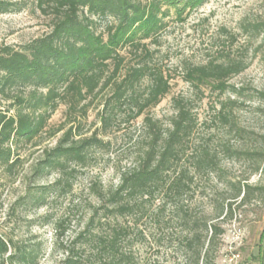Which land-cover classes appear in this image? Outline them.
Segmentation results:
<instances>
[{
    "label": "trees",
    "instance_id": "16d2710c",
    "mask_svg": "<svg viewBox=\"0 0 264 264\" xmlns=\"http://www.w3.org/2000/svg\"><path fill=\"white\" fill-rule=\"evenodd\" d=\"M208 1L0 0V15L30 5L50 19L49 31L43 36L19 48L0 49V96L8 103L0 109V167L12 173L21 164V151L36 147L42 136L54 138L63 131L53 146L42 150L34 169L38 180L50 174L57 177L40 188L35 204L44 203L46 192L69 191V180L78 168L89 166L97 155L109 154L112 143L108 137L113 130L120 123L143 117L135 163L120 171L116 185L94 188L97 202L59 264H138L133 247L143 239L140 223L152 218L165 226L172 217L182 230V264L214 263L223 230L191 208L193 185L202 176L219 178L221 157L245 159L251 175L264 171V148L241 150L223 145L216 151L201 144L191 150L197 119L187 100H174V114L165 129L146 115L169 93L171 80L150 46L159 45L171 11L179 20ZM101 22L103 29L97 32ZM249 35L252 41L261 39L264 46V23L254 25ZM230 39L233 45L235 38ZM127 55L134 61L127 62ZM247 67L244 57L223 48L203 64L185 66L183 80L198 92L212 84L220 95L230 90L239 98L243 90L227 82ZM102 93L100 127L84 136L80 125L92 101ZM236 98L219 101L214 117L227 134L242 138L248 132L235 120L234 111L240 105ZM249 99L260 103L258 110L264 116V92L255 91ZM61 105L66 107L67 122L51 130L49 121ZM225 185L232 195L215 202L216 220L228 216L231 202L227 201H245L253 190L241 182ZM12 247L0 234V264L28 259L24 253L16 258ZM260 264H264V248Z\"/></svg>",
    "mask_w": 264,
    "mask_h": 264
},
{
    "label": "rangeland",
    "instance_id": "374dc122",
    "mask_svg": "<svg viewBox=\"0 0 264 264\" xmlns=\"http://www.w3.org/2000/svg\"><path fill=\"white\" fill-rule=\"evenodd\" d=\"M165 20L167 26L159 45H151L150 49L155 51V60L170 75V90L146 115L158 120L165 129L174 114V100H187L197 119L189 143L191 150L201 144L216 151L223 145L241 150L264 148L261 139L264 116L258 110L260 103L249 99L255 91L264 92V46L260 45L261 39L252 41L249 35L254 25L264 23V0H210L198 9L184 13L179 20L171 11ZM49 25L50 19L30 5L20 12L0 15V49L24 46L46 34ZM103 26L101 22L97 32ZM230 36L235 38L233 45L229 44ZM223 48L234 56L244 57L248 64L246 70L227 82L235 90H243L239 98L230 90L220 95L212 84L202 86L198 92L183 80L185 66L203 64L218 56ZM126 61L134 60L127 55ZM104 95L102 93L93 100L87 110L80 125V133L84 136L100 127L98 112ZM234 98L240 103L234 111L235 120L248 132L242 138L227 134L214 117L219 101ZM7 104L0 96V109H5ZM67 119L66 107L61 105L52 115L49 128L55 130ZM142 119L130 124L120 123L118 130L114 129L108 137L112 143L109 154L97 155L89 166L78 168L69 180V191L46 192L43 204L34 203L40 188L53 183L57 177L50 174L38 180L33 172L42 158V150L53 146L63 131L54 138L42 136L36 147L21 151V164L12 173L0 167V234L12 242L11 252L16 258L22 253L28 256L24 262L13 260V264L60 263L97 202L94 188L105 190L116 185L120 171L135 163L143 137ZM219 165L220 177L197 178L193 185L194 195L189 200L198 217L208 216L223 230L213 264H260L264 248V171L251 175V165L245 159L221 157ZM227 181L246 183L253 190L245 201H240L241 198L227 201L231 202L228 216L216 220L215 202H222L223 198L232 195L225 185ZM167 216V219L171 218L170 214ZM172 218L165 226L152 218L140 223L143 239L133 247L138 264L184 262L182 230Z\"/></svg>",
    "mask_w": 264,
    "mask_h": 264
}]
</instances>
